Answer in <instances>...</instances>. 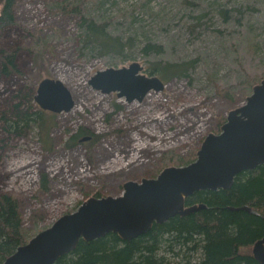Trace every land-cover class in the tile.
Returning <instances> with one entry per match:
<instances>
[{"label":"rangeland","instance_id":"obj_1","mask_svg":"<svg viewBox=\"0 0 264 264\" xmlns=\"http://www.w3.org/2000/svg\"><path fill=\"white\" fill-rule=\"evenodd\" d=\"M14 3L15 22L0 29V195L19 201L28 241L90 197L119 196L129 180L195 161L207 135L220 133L229 112L264 79V0ZM70 4L80 13L63 9ZM82 16L126 48L104 52L86 44ZM149 42L162 52L146 54ZM6 54L15 55L11 73L3 71ZM187 61L193 63L185 76L152 70ZM133 62L166 87L129 102L89 83L99 70ZM46 77L69 87L74 107L11 127L18 108L38 110L37 87ZM81 129L88 132L74 137ZM84 136L91 138L81 142Z\"/></svg>","mask_w":264,"mask_h":264},{"label":"water","instance_id":"obj_2","mask_svg":"<svg viewBox=\"0 0 264 264\" xmlns=\"http://www.w3.org/2000/svg\"><path fill=\"white\" fill-rule=\"evenodd\" d=\"M143 66L109 67L89 80L103 93L117 92L127 101L143 100L149 91L163 90L165 82L142 73ZM36 101L44 110L60 113L75 104L69 87L60 79L39 82ZM91 136H84L81 142ZM264 164V79L254 86L246 103L229 112L221 132L210 133L197 159L183 166L164 168L154 178L124 183L119 196L90 197L79 208L19 246L2 264H55L72 252L81 239L92 240L109 232L132 239L149 231L155 222L188 214L204 204L186 206V198L199 190L230 188L236 176ZM247 209H250L246 207ZM253 255L264 263V236L253 244Z\"/></svg>","mask_w":264,"mask_h":264},{"label":"trees","instance_id":"obj_3","mask_svg":"<svg viewBox=\"0 0 264 264\" xmlns=\"http://www.w3.org/2000/svg\"><path fill=\"white\" fill-rule=\"evenodd\" d=\"M14 4V0L3 1L0 29L15 22ZM63 9L80 13L71 4ZM80 28L84 42L99 46L101 51L126 48V43L112 38L105 26L93 18L82 16ZM162 50V45L153 42L143 48L146 54ZM1 60L4 72L15 70L14 54L3 55ZM192 63L158 64L152 70L167 78L180 77L187 74ZM218 91L231 96L230 88ZM45 111L41 107L35 112L18 108V119H11L10 125L17 128L42 119ZM87 132L81 129L74 137ZM199 204L204 207L155 222L145 234L132 239H123L115 232L92 240L81 239L72 252L55 264H264L249 251L264 236V164L239 173L228 189L199 190L186 198V206ZM27 242L19 201L9 194L0 195V264Z\"/></svg>","mask_w":264,"mask_h":264}]
</instances>
